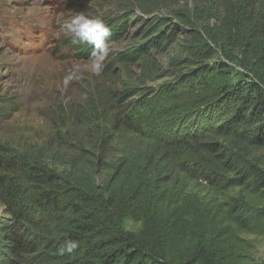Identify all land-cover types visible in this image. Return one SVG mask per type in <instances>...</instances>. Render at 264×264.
<instances>
[{
    "label": "trees",
    "instance_id": "1",
    "mask_svg": "<svg viewBox=\"0 0 264 264\" xmlns=\"http://www.w3.org/2000/svg\"><path fill=\"white\" fill-rule=\"evenodd\" d=\"M193 2L205 8L209 3H216L215 0H125L117 8L128 4L123 10L129 13L114 16L125 23L131 22L136 18L133 4L146 14L176 7L147 27L142 25L134 34L139 36L134 43L127 44L125 51L113 53V64L123 69H127L124 63L132 64L157 41L162 45L170 24L181 25L174 30L196 38L197 47L191 56L200 62V67L193 72L197 73L194 78H199L198 84L188 85V91L182 86L173 87V83L158 90L159 102L165 104L164 112L175 117L158 125L169 133L164 139L169 151L157 153V157L151 152L125 155L107 180L97 183L88 165L86 168L65 165L59 169L40 160L38 155L31 158L3 145L0 148V165L4 167L0 173L1 203L21 221L22 234L11 235L7 243L0 245V264H243L232 258L229 230L232 225L235 230H250L252 225L243 219L262 215L264 209L249 206L251 203L245 200L229 203L233 212L214 207L213 202L191 190L189 183L200 177L211 183L228 171L253 181L264 177L259 165L251 164L245 157L242 168L236 165L242 155L228 153V148L223 146L232 140V145L264 147V0H220L217 13L209 17L212 23L210 19L197 18L207 22L200 30L187 26L189 15L181 11ZM118 24L110 21L107 26H115L112 28L115 30ZM123 35L118 31L112 40ZM69 40L76 55L91 52L95 47L74 44L73 38ZM81 46L85 53H80ZM214 54L219 59L207 66L205 60L213 59ZM203 68H206L203 72L211 75L208 81H205L206 75L200 77L199 71ZM236 68L240 70L238 77L232 76ZM111 92L101 83L87 100V109L80 106L73 111L65 110V114L71 117L81 114V119L85 118L82 122L88 125L87 136H93L92 132L96 131L104 140L105 134L111 136L108 132L120 128L141 134L140 117L136 118L138 122H132L130 115L117 119L116 114L100 124L90 120L87 115L90 111L108 114L117 108L118 105L112 104ZM151 93L130 102L133 109L155 108ZM136 94L135 86L129 83L122 95ZM206 95L211 98L210 105L221 114L222 120L217 121L214 130L210 129L211 120L205 119L204 108L196 110L190 121L184 118L188 110L207 99ZM83 109L88 111L83 114ZM187 128H196V131H187ZM157 135L159 139L160 134ZM218 137L224 141L217 144ZM8 152L12 153L9 157ZM165 158L174 165H161ZM129 220L132 225L127 226ZM67 241L78 242V248L71 253L62 252L61 247Z\"/></svg>",
    "mask_w": 264,
    "mask_h": 264
},
{
    "label": "rangeland",
    "instance_id": "2",
    "mask_svg": "<svg viewBox=\"0 0 264 264\" xmlns=\"http://www.w3.org/2000/svg\"><path fill=\"white\" fill-rule=\"evenodd\" d=\"M124 1L0 0V148L7 145V148L31 158L38 155L40 160L59 169L65 165L80 168L88 165V171L94 175L97 183L107 180L125 155L151 152L157 157V153L161 155L163 151H169L164 143L169 133L165 127L160 128L158 125L169 117H175L164 112L165 104L159 102L161 94L158 90L165 84L173 83V87L182 86L184 91H188V85L198 84L199 78H194L197 73L193 72L200 67V62L191 56V51L197 47L194 42L196 38L174 30L181 25L170 24L163 44L160 45L161 41H157L148 53L138 56L132 64L124 63L127 69L113 64L112 55L137 40L139 36L134 34H137L142 25L143 28L147 27L156 18L166 16V13L172 12L171 9L176 7L146 14L137 4H133L136 18L127 23L121 20L115 30H112L115 26L110 28L111 35L106 39L109 52L103 59L104 68L98 75L92 71L95 59L91 58L92 52L85 53L81 49L80 53L85 54L76 55L75 49L69 43V39L73 38L72 34L63 27L65 21L79 13L89 18L100 17L105 24L110 21L113 23L114 16L129 13L123 10L128 4L117 8L118 3ZM215 1V4L209 3L206 8L196 5L195 2L183 8L181 11L189 15L190 23L187 26L198 30L205 26L207 22L197 18L210 19L211 15H215L220 0ZM173 21L176 22V19ZM210 21L212 23L213 20ZM167 30L169 32L166 35ZM118 31L123 32V38L112 40ZM218 59V55L214 54L213 59L205 60L204 63L208 66ZM203 71L206 68L199 71L200 77L204 78L206 75L205 81H208L211 75ZM235 71L232 76L238 77L240 70L236 68ZM101 83L112 90L109 95L112 104L118 106L109 110L108 114L101 110L90 111L87 114L90 120L100 124L116 114L117 119L130 115L128 117H133L131 121L136 122V118L140 117L141 124L143 122L141 134L136 135L120 128L118 131L108 132L111 136L105 134L104 140L94 129L93 136H87L85 129L88 125L82 122L85 118L81 119V114L74 117L65 114V110L73 111L80 106L87 109V100ZM129 83L135 86L137 94L124 97L122 94ZM154 90H157L155 94ZM149 92H152L150 96L153 97L155 108L140 106L134 110L133 103L130 102L141 100V95ZM206 97L197 108L188 110L184 118L190 121L196 110L204 108L203 111L207 114L205 119L211 120L210 129L214 130L217 129V121L222 120L221 114L218 108L210 105L211 98L208 95ZM163 100L166 102V99ZM168 102L169 105L172 104L170 100ZM86 109H83V114L88 111ZM149 110L153 112L149 113ZM183 125L186 124L183 122ZM186 130L196 131V128ZM157 134H160L159 139ZM230 138L242 142L246 140L244 137ZM223 141L219 137L216 139L217 144ZM230 141L232 140L223 144L228 148V153L239 152L242 155L236 165L242 168L245 157L251 164L259 165V169L264 172V147H245L238 143L232 145ZM6 155L9 157L12 153L8 152ZM161 165L174 164L165 158ZM3 169L0 165V173ZM238 177L242 178V175L228 171L224 177H218L211 183L204 177L195 178L189 183V187L204 199L213 202L212 206H221L224 210L233 212L234 209L229 203L236 204L238 200H245L246 203H251L249 206L255 205L257 209H264V177L256 181L244 178L237 180ZM234 183H239V186H233ZM224 203L228 204L223 205ZM262 213L243 219L252 225L250 230H235L236 227L231 226L229 231L232 232L230 239L235 262H264V211ZM20 223L21 221L18 222L5 210L0 198V245L8 242L7 237L22 234ZM126 225H132V221H127Z\"/></svg>",
    "mask_w": 264,
    "mask_h": 264
},
{
    "label": "clouds",
    "instance_id": "3",
    "mask_svg": "<svg viewBox=\"0 0 264 264\" xmlns=\"http://www.w3.org/2000/svg\"><path fill=\"white\" fill-rule=\"evenodd\" d=\"M117 19H119V17L114 19V21L117 22ZM120 22L121 20L119 21V24ZM63 27L72 34L74 44L81 43V45H86L85 43H87L95 45L91 51V58L95 57V59H93L94 63L92 65V71L98 75L104 68L103 59L109 52L106 39L111 35L110 28L105 24L102 18H89L83 13H79L70 20L65 21ZM134 41L132 43H134ZM82 48L83 47L81 46L80 49ZM121 51H125V48ZM78 246V242L76 241H67L65 245L61 247V251L71 253L77 249Z\"/></svg>",
    "mask_w": 264,
    "mask_h": 264
}]
</instances>
